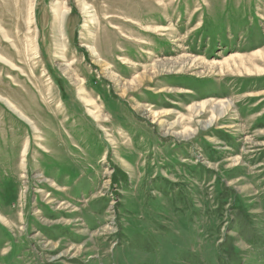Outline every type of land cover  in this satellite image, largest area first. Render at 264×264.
<instances>
[{
    "label": "rangeland",
    "instance_id": "374dc122",
    "mask_svg": "<svg viewBox=\"0 0 264 264\" xmlns=\"http://www.w3.org/2000/svg\"><path fill=\"white\" fill-rule=\"evenodd\" d=\"M262 56L264 0H0V264H264Z\"/></svg>",
    "mask_w": 264,
    "mask_h": 264
},
{
    "label": "trees",
    "instance_id": "16d2710c",
    "mask_svg": "<svg viewBox=\"0 0 264 264\" xmlns=\"http://www.w3.org/2000/svg\"><path fill=\"white\" fill-rule=\"evenodd\" d=\"M219 215L218 213L215 214L216 217H219ZM141 250H146L148 252L151 251L147 250V248H143ZM215 251V255L213 257H210L211 259L209 258L208 261L202 260L201 256L196 254L195 252L182 251L180 252L179 257L174 258L170 262V264H240L237 260V256L239 255V253L234 252L230 244L226 243L225 246H219L215 249Z\"/></svg>",
    "mask_w": 264,
    "mask_h": 264
},
{
    "label": "bare ground",
    "instance_id": "6f19581e",
    "mask_svg": "<svg viewBox=\"0 0 264 264\" xmlns=\"http://www.w3.org/2000/svg\"><path fill=\"white\" fill-rule=\"evenodd\" d=\"M262 58H263V61H264V57L262 56ZM226 109V108H225Z\"/></svg>",
    "mask_w": 264,
    "mask_h": 264
}]
</instances>
